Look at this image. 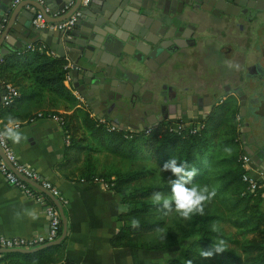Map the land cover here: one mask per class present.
Listing matches in <instances>:
<instances>
[{"label": "trees", "instance_id": "trees-1", "mask_svg": "<svg viewBox=\"0 0 264 264\" xmlns=\"http://www.w3.org/2000/svg\"><path fill=\"white\" fill-rule=\"evenodd\" d=\"M67 64L68 59L65 56L55 54L49 48L46 51L23 48L5 55L0 62L1 78L12 82L19 90L24 79L29 78L41 89L54 92L76 104L73 110L63 114L64 128L71 140L65 146L63 158L57 165L58 170L65 175L71 174L72 169L82 161V154H84L80 176L87 178L91 174L95 175L97 173L91 155L102 150L123 158L151 160L155 163L143 169L116 173L112 186L118 189L119 186H132L135 181L153 174L159 168L163 169L166 162L175 158L178 163H185L187 170L196 169L194 181L205 180L204 182L211 187L213 182H220L216 193L230 214L228 220L245 236L240 243L242 255L234 254L227 249L226 252L214 254L210 258L220 264H264V205L261 203L260 193L247 189L246 182L242 179L245 170L236 156L216 159L208 152L210 142L207 131L212 133L210 137H215L222 120L218 117L209 122L206 121L205 125L195 133L186 131L178 133L167 124L162 132L159 129H152L150 132L123 128L109 129L106 123L99 121L91 114L66 85L65 79L71 70L66 66ZM22 97L23 94L20 92V95L10 104L3 105L0 109V117L11 113L16 102ZM232 112L234 110L230 109L229 113ZM231 141L237 142L234 137ZM143 146L150 154H142ZM220 166L225 167L223 171H217ZM213 168L215 169L212 170ZM165 172L167 176L175 179L170 171ZM98 176L103 177L105 174L99 172ZM169 191H171L170 185L147 184L135 185L127 194L119 193L120 200L127 203L128 208L118 214L119 228L109 238V243L112 246L162 248L198 233L201 238L192 240L185 247L182 257L168 256L163 261H151L147 264H187L189 260L192 264H204L200 253L202 250H211L214 243L212 237L218 235V232L213 231L209 225L213 217L211 215L195 216L188 221V224H177L180 235L168 233L169 241L166 244L160 241H144L143 235L161 228L166 214L169 213L154 204L151 198L155 192L165 194ZM134 219L139 221V227H132L131 222ZM2 262L79 264L67 256L65 239L60 243L29 253L2 252L0 263Z\"/></svg>", "mask_w": 264, "mask_h": 264}, {"label": "water", "instance_id": "water-1", "mask_svg": "<svg viewBox=\"0 0 264 264\" xmlns=\"http://www.w3.org/2000/svg\"><path fill=\"white\" fill-rule=\"evenodd\" d=\"M192 1L87 0L72 29L64 31L39 27L33 19L41 10L48 21H63L81 7V0H76L61 14L59 12L68 0H0V59L36 43L38 39L51 44L56 34L57 45L53 44L52 48L58 55L69 56L73 60L75 86L79 87L81 83L92 99L103 103L111 101L99 116L103 115L106 121L123 127L118 116L113 115L116 106L120 107L117 110L120 113L131 105L137 115H145V107L150 106L145 97V93L147 98L153 93L149 88L150 73L145 75L142 71L152 69V63L173 59L189 46L188 39L192 36L186 33V29L192 13ZM81 60L94 64V68L79 66ZM4 93L5 88L0 89V105ZM87 97L84 94V98ZM147 127L145 123L139 130ZM263 146L264 140L259 147ZM251 158L256 164L264 162V152H252ZM43 190L59 207L63 223L60 236L33 248L0 249V253H29L66 238L68 221L64 206L49 190Z\"/></svg>", "mask_w": 264, "mask_h": 264}, {"label": "flooded vegetation", "instance_id": "flooded-vegetation-1", "mask_svg": "<svg viewBox=\"0 0 264 264\" xmlns=\"http://www.w3.org/2000/svg\"><path fill=\"white\" fill-rule=\"evenodd\" d=\"M192 7L186 29L192 36L189 46L158 64L161 80L149 85L156 96L151 92L147 98L145 93L150 102L145 115L133 113L131 105L120 113L116 106L113 115L132 129L144 128L146 123L145 130H151L176 119L192 123L223 120L232 109L238 118L236 140L242 151L264 152V146L259 147L264 140V0H193ZM228 62L238 64L239 70L229 68ZM85 94L83 104L91 114L106 120L99 113L111 101L103 103Z\"/></svg>", "mask_w": 264, "mask_h": 264}, {"label": "crops", "instance_id": "crops-1", "mask_svg": "<svg viewBox=\"0 0 264 264\" xmlns=\"http://www.w3.org/2000/svg\"><path fill=\"white\" fill-rule=\"evenodd\" d=\"M61 13L59 12V14ZM53 38L55 42L53 40L51 44L41 41V39L36 42L47 43L49 49L57 54L52 46L53 44L57 45L58 37L55 34ZM66 58L68 59L67 66L72 68V78L71 80L65 79V83L80 102L84 103L82 97L86 89L81 83L79 87L75 86L74 62L69 56ZM173 63L168 72V76L171 78L175 71ZM152 64V69L142 72L147 74L150 73L149 71H157L158 64ZM79 66L94 68L95 65L81 60ZM4 88L5 83L0 76V89ZM20 92L23 97L16 102L11 113L0 117V126L4 127L10 117L19 123L20 131L27 139L19 145L13 144L9 140L10 143L24 163L34 167L43 177L52 180L67 198V203L63 205L68 221V232L65 238L67 256L79 264H147L151 261H163L157 255L164 250V247L142 248L133 245H110L109 238L119 228L118 214L126 210L128 204L120 200V195L114 186L105 187L98 181L90 180L89 178L93 174L87 178L80 176L84 154H82V161L72 169L71 174L65 175L58 170L57 165L63 158L65 146L71 140L70 135L66 132L64 125L54 118L38 116V114L39 112L53 111L63 115L68 110H73L76 104L54 92L41 89L29 78L24 79L21 83ZM3 105L1 102L0 109ZM69 107L72 109H66ZM120 122L123 123V127L129 124L123 119H120ZM129 126L133 127V125ZM161 126L164 125L153 129L160 130ZM145 146L142 147V154L146 152ZM115 155L117 154L106 150L92 154L91 159L96 173L102 170H100V166L96 167L98 164L95 165V157L104 158ZM253 165L254 172L264 171V162L260 161L256 164L253 161ZM46 195L53 199L49 193ZM33 207L43 213L39 220L32 221L27 216L22 220L16 218L18 211L22 212L24 208ZM48 221L49 216L44 206L27 196L20 188L7 182L0 172V232L9 235L29 236L47 231ZM56 264H60V262Z\"/></svg>", "mask_w": 264, "mask_h": 264}, {"label": "built area", "instance_id": "built-area-1", "mask_svg": "<svg viewBox=\"0 0 264 264\" xmlns=\"http://www.w3.org/2000/svg\"><path fill=\"white\" fill-rule=\"evenodd\" d=\"M43 1V0H41ZM76 0H68V2L62 7V13L66 12ZM87 3V0H81V7L74 11L69 17L60 22L48 21L43 15L41 10L36 13L33 22L39 27H48L51 29H62L64 31L71 30L78 16L82 14V6ZM47 10L49 8L47 7ZM30 49H38L40 51H46L49 47L45 42L32 43L26 46ZM67 66V65H66ZM67 74L66 79L71 80L72 78V68ZM5 83V93L3 95V104H10L17 96L20 95V90L9 81H4ZM38 116L54 118L61 125H64L65 118L63 115L58 114L53 111L39 112ZM99 121L106 123L109 129L123 128L119 125H115L112 122H108L103 118H98ZM205 122L198 120L196 123L188 122L186 120L176 119L173 121L171 128L176 130L178 133L186 131L189 133H195L199 131ZM4 127L0 126V130ZM128 130H134L130 127ZM148 131V130H145ZM237 160L242 164L244 172L242 174V179L246 182L247 189L251 192H259L261 196V203L264 205V171L260 170L254 172V165L250 154L243 151L239 154ZM0 172L3 174L7 182L20 188L25 192L27 196L33 198L40 202L46 213L49 216L48 229L45 232L32 234L29 236L25 235H9L0 232V249L7 248H33L48 241L55 240L58 238L62 232V217L58 205L48 195H46L43 188L49 190L62 205L67 203V198L59 188L53 183L52 180L43 177L41 173L29 164L24 163L19 157L17 151L6 138H0ZM83 179V178H82ZM92 181H98L103 186L109 187L113 182H108L103 177L98 175H92L89 178ZM0 264H11L8 262H2Z\"/></svg>", "mask_w": 264, "mask_h": 264}, {"label": "rangeland", "instance_id": "rangeland-1", "mask_svg": "<svg viewBox=\"0 0 264 264\" xmlns=\"http://www.w3.org/2000/svg\"><path fill=\"white\" fill-rule=\"evenodd\" d=\"M150 74L148 75V81L155 85H158L161 78L158 76V72L149 71ZM146 75V74H145ZM153 97L156 96L157 91L155 89L152 90ZM68 107V106H67ZM72 109V108H66ZM232 110V109H231ZM227 112L226 117L223 118L221 124L219 125L216 136L210 137L212 133L207 131L208 133V140L210 142V146L208 148V152L213 154L216 159L221 157H234L238 158L239 154L243 151L241 149V142L236 140V143H232L231 138L234 137L235 139L238 138L239 134V125H238V118L235 116L236 111L229 113ZM234 113V114H233ZM173 121H169L167 125L171 126ZM166 124L161 128L165 129ZM135 130H138L137 127H133ZM162 129L160 131L162 132ZM233 129V132L231 130ZM231 149L230 152L225 151V149ZM145 151V149H143ZM147 150V149H146ZM141 152V151H140ZM99 153V152H98ZM96 153V154H98ZM144 154H150L148 150L144 152ZM96 163L98 165H96ZM95 165L100 166L99 172L105 174L103 176L108 180V182H114L116 179V173L118 172H126L130 170H137L143 169L145 167L153 166L155 163L151 160H142V159H129L123 158L119 155H115L113 157H95ZM98 168V167H97ZM216 168V167H215ZM213 168L212 170H214ZM224 166H220L217 171H223ZM98 172V173H99ZM97 173V174H98ZM169 179L171 177L167 176L166 172L163 169L159 168L153 174L144 177L143 179H139V181H135L132 186H119L118 193L120 194H127L130 192L131 188L135 185H147V184H163V185H170ZM205 180H195L194 183L199 184L201 187H208L209 189H215L219 186L220 182H213L212 187L204 182ZM114 185V184H113ZM167 197H171L172 192L169 191L168 193L164 194ZM220 196L216 194L215 198L205 204V215L213 216L209 222V225L213 228V226L218 229V235L212 237V240L217 238H222L226 241L227 249L230 250L232 253L237 255H242L240 251V243L244 239V234L240 233V229L234 226L229 220V212L227 211L226 207L223 206L222 202L220 201ZM165 222L164 225L154 231L149 232L148 234L143 235L144 241H160L161 243L166 244L169 241L168 233H173L175 236L180 235V231L177 229V224L183 223L188 224V221L183 220L177 213L169 212L166 214L164 218ZM201 236L196 233L191 236L185 237L180 239L176 244L166 245L164 250L161 253H158V257L160 260H164L166 257L176 256L182 257L183 251L185 247L194 239H199ZM164 258V259H163ZM204 264H220L215 259L211 258H202Z\"/></svg>", "mask_w": 264, "mask_h": 264}, {"label": "clouds", "instance_id": "clouds-1", "mask_svg": "<svg viewBox=\"0 0 264 264\" xmlns=\"http://www.w3.org/2000/svg\"><path fill=\"white\" fill-rule=\"evenodd\" d=\"M227 66L239 70L238 64L233 65L231 62H228ZM0 138L11 140L13 144L17 145L27 139L24 133L20 131L19 123L11 117L8 119L3 130H0ZM225 151L230 152L231 149L226 148ZM163 171H170L175 177V179H169L172 195L169 198L161 192H155L151 198L153 203L162 207L166 212L174 211L185 221H191L195 216H204L205 204L214 199L217 194L215 189H209L206 186L201 187L199 184L194 183L196 169L187 170V165L185 163H178L175 158L170 159L164 164ZM42 215L43 213L35 207L24 208L22 212L18 211L16 213V218L22 220L27 216L32 221H37ZM131 223L132 227H139L138 220L134 219ZM213 231H218V229L213 226ZM213 241L211 250H202L200 253L201 257L207 259L214 254L227 251L224 239L217 238ZM187 264H192V261H187Z\"/></svg>", "mask_w": 264, "mask_h": 264}]
</instances>
